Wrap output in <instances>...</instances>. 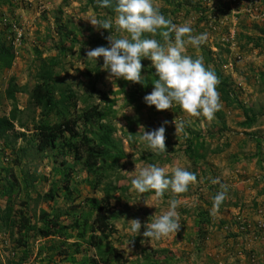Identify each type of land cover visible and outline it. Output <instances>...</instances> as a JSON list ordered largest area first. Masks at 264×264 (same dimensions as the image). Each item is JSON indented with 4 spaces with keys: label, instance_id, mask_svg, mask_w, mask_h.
<instances>
[{
    "label": "rangeland",
    "instance_id": "1",
    "mask_svg": "<svg viewBox=\"0 0 264 264\" xmlns=\"http://www.w3.org/2000/svg\"><path fill=\"white\" fill-rule=\"evenodd\" d=\"M153 3L173 23H190L194 35L208 34L205 44L186 45V54L203 56L205 66L219 78L222 108L213 120L189 117L176 104L165 111L147 105L143 97L158 78L147 58L141 60L142 85L111 78L102 57L96 63L86 57V50L108 47L105 37L110 34L86 18L103 16L114 23L115 11L107 13L84 0H0V48L13 53L8 65L0 66V116L11 107L5 86L14 82L29 88L39 58L51 57L58 85L66 93L70 90L77 109L102 106L103 97L113 100L107 120L123 154L111 168L93 175L73 155L67 142L76 138L69 139L66 132L52 147L37 150L33 131L16 139L7 131L0 138V264H85L83 260L94 257L86 242L95 227L89 198L103 207L104 247L120 256L110 264H264V0ZM110 31L122 34L115 27ZM14 97L18 108L28 106L24 91ZM165 120L166 152L157 154L139 139L140 126L151 131ZM179 120L185 128L176 134L173 121ZM74 130L81 131L80 122ZM17 147L22 151L12 150ZM148 164L185 167L197 181L187 192L169 190L157 201L154 192L141 195L131 186L135 166ZM215 178L228 185V193L212 215V200L220 190L212 183ZM173 198L180 201V230L145 240L144 225L163 214ZM40 210L62 229L41 236ZM83 215L87 227L81 239L77 234ZM134 218L141 222L138 235L127 221Z\"/></svg>",
    "mask_w": 264,
    "mask_h": 264
},
{
    "label": "clouds",
    "instance_id": "2",
    "mask_svg": "<svg viewBox=\"0 0 264 264\" xmlns=\"http://www.w3.org/2000/svg\"><path fill=\"white\" fill-rule=\"evenodd\" d=\"M100 7H113V0H100ZM114 11V23L111 19H99L95 16L86 18L94 28L110 32L105 37L109 46L86 50V57L95 63L102 57V66L109 71L111 78H123L142 85L144 76L141 60L147 58L158 77L152 83V91L143 97L147 105L155 106L158 111H165L176 104L189 117L203 116L208 121L213 120L215 113L222 108L217 90L219 78L214 70L205 66L203 56L193 58L186 54V45L199 47L207 42L208 34L194 35L188 22L180 25L173 23L161 13L153 0H115ZM113 27L116 33L122 34L114 35L110 31ZM128 108L126 112L131 110ZM168 123L165 120L160 127L151 131H145L140 126L142 132L139 139L157 154L166 152L164 125ZM173 123L176 134L184 131L183 120ZM134 172V176H130L132 189L141 195L154 192V199L157 201L169 190L177 195L185 193L189 185L197 181L194 172L179 165L135 166ZM212 183L220 185V190L212 200L211 213L215 215L227 198L228 185L221 183L219 178L213 179ZM168 203L169 207L163 214L144 225L142 236L145 240H160L180 230L181 222L177 211L180 201L173 198ZM127 221H130V231L138 235L140 220L134 218Z\"/></svg>",
    "mask_w": 264,
    "mask_h": 264
},
{
    "label": "trees",
    "instance_id": "3",
    "mask_svg": "<svg viewBox=\"0 0 264 264\" xmlns=\"http://www.w3.org/2000/svg\"><path fill=\"white\" fill-rule=\"evenodd\" d=\"M87 3H95L100 7V0H84ZM113 7H100L107 13L114 12ZM100 19H104L103 16ZM13 53L9 47L0 48V66H7L12 59ZM54 58H39L36 70L32 75V84L29 88L19 86L10 82L5 86V97L11 101V107L7 115L0 116V138H6L7 131H13V138L25 137V131H33L36 135L35 148L42 150L45 147H52L60 135L66 132L70 138H76V142L67 145L73 151V155L82 158L83 165L88 173L99 175L98 170L105 171L111 168L122 154L112 138L114 126L107 120L108 114L112 112L113 100L103 97L104 104H85L76 106V98H73L70 90L66 93L58 85L54 73ZM25 92L28 106L18 108L15 103L14 94ZM37 109V112H35ZM78 110V111H77ZM81 123V131L74 130L76 123ZM17 126L22 131H15ZM29 128H28V127ZM12 150L22 151L21 147ZM95 166V167H94ZM53 197L49 195V198ZM88 204L95 210L93 222L95 227L91 228L87 236V243L93 248L94 257L85 261V264H110L116 262L120 256L114 248L104 247V240L107 238V225L105 216L95 198L87 199ZM40 226L37 228L41 236L52 235L61 228L59 224L49 223L51 218L45 210H40ZM8 216V212L6 213ZM24 233L27 228L24 224ZM87 227L86 216L83 215L82 224L78 237L83 238L84 230ZM124 263V262H122ZM79 264V263H78Z\"/></svg>",
    "mask_w": 264,
    "mask_h": 264
}]
</instances>
